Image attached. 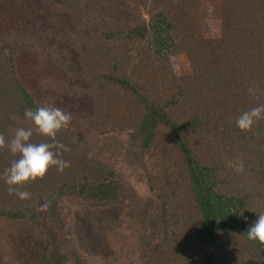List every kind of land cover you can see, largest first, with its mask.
Segmentation results:
<instances>
[{"label":"trees","instance_id":"16d2710c","mask_svg":"<svg viewBox=\"0 0 264 264\" xmlns=\"http://www.w3.org/2000/svg\"><path fill=\"white\" fill-rule=\"evenodd\" d=\"M260 105L264 0H0V135L31 127L26 109L72 117L56 137L70 166L21 186L30 199L8 193L0 148V264H111L99 251L121 234L138 264H264L246 235L264 214V119L235 126Z\"/></svg>","mask_w":264,"mask_h":264},{"label":"clouds","instance_id":"9594fccd","mask_svg":"<svg viewBox=\"0 0 264 264\" xmlns=\"http://www.w3.org/2000/svg\"><path fill=\"white\" fill-rule=\"evenodd\" d=\"M24 117L31 127H18L10 140L0 135V148L6 147L13 157L10 166L3 172L4 183L8 185V193L15 194L20 200L30 199V193L19 190L21 186L44 177L51 167L63 172L70 166L68 161L61 158L70 149L58 142L56 137L58 132L69 126L71 114L60 108L41 106L35 110L26 109ZM261 119H264V105L242 112L236 118L235 126L241 131H248ZM34 133L51 142H32ZM246 235L248 240L264 245V214L258 215L247 228Z\"/></svg>","mask_w":264,"mask_h":264},{"label":"rangeland","instance_id":"374dc122","mask_svg":"<svg viewBox=\"0 0 264 264\" xmlns=\"http://www.w3.org/2000/svg\"><path fill=\"white\" fill-rule=\"evenodd\" d=\"M49 101L52 105H59V103L57 102L54 103V100L52 98L49 99ZM77 108L79 107L76 106L75 109ZM98 134H97V140H100V141L103 140L104 136L102 135V132ZM130 186L137 193V195L141 197L146 195L147 184L144 178H131ZM69 208L72 210V213H71V217H68L70 221L68 222L69 223L68 226L70 225L71 227L75 228L73 232L75 234L74 237H75V241L77 242V246L80 249L82 248V250L86 252L84 247L88 246V241L84 239L85 234L83 233L82 217L77 216V210L79 209V207H77L75 203H72V205H70ZM77 217L81 221H79ZM40 218L43 221L44 226L49 229L50 228L49 224L47 223L46 220L43 219L44 212L41 214ZM121 235L123 236L124 239L120 242V244L114 245V243H111L109 245H106V246L103 245V247H101L99 252L102 253V258H105L104 260H107V262H110L111 264H138V257H137L138 255H137L135 239L132 237H128L127 234H121ZM127 238H130V240L125 241ZM123 246L127 248L124 247V249H122ZM113 261H116V263H114Z\"/></svg>","mask_w":264,"mask_h":264}]
</instances>
